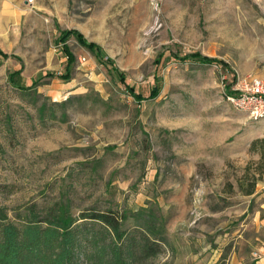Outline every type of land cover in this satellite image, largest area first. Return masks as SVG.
Listing matches in <instances>:
<instances>
[{
  "label": "rangeland",
  "instance_id": "374dc122",
  "mask_svg": "<svg viewBox=\"0 0 264 264\" xmlns=\"http://www.w3.org/2000/svg\"><path fill=\"white\" fill-rule=\"evenodd\" d=\"M67 28L113 65L71 36L69 79L38 78L65 73L57 38ZM0 50V205L10 219L30 206L112 208L129 215L126 227L141 216L163 224V252L142 264H255L264 119L224 100L220 81L264 74V0H0ZM19 68L22 85L36 83L29 90L8 82Z\"/></svg>",
  "mask_w": 264,
  "mask_h": 264
},
{
  "label": "trees",
  "instance_id": "16d2710c",
  "mask_svg": "<svg viewBox=\"0 0 264 264\" xmlns=\"http://www.w3.org/2000/svg\"><path fill=\"white\" fill-rule=\"evenodd\" d=\"M70 36L97 58L113 65L111 58L105 55L97 43L87 40L76 29H63L57 40L67 58L66 72H47L39 74L38 78L48 76L65 81L69 79V66L73 61V54L67 44ZM0 52L7 56L2 50ZM113 69L124 81L123 73L115 66ZM21 71L19 68L11 72L8 82L18 90L26 91L36 83L22 85ZM129 92L141 99L133 88H129ZM157 92L158 85L155 84L151 88L152 96L157 95ZM244 193H253V184ZM42 213L45 215L42 216ZM128 218L129 215L124 211L118 213L112 208H88L71 215L65 213L61 206L53 204L44 207L41 213L35 210V206H30L26 216L15 221L9 218L5 206L0 205V264H142L162 253L167 240L159 218L141 216L136 224L126 227Z\"/></svg>",
  "mask_w": 264,
  "mask_h": 264
},
{
  "label": "built area",
  "instance_id": "2783aa9c",
  "mask_svg": "<svg viewBox=\"0 0 264 264\" xmlns=\"http://www.w3.org/2000/svg\"><path fill=\"white\" fill-rule=\"evenodd\" d=\"M220 83L222 97L230 105L251 119H264V74L230 78L222 75Z\"/></svg>",
  "mask_w": 264,
  "mask_h": 264
},
{
  "label": "crops",
  "instance_id": "0c3cea01",
  "mask_svg": "<svg viewBox=\"0 0 264 264\" xmlns=\"http://www.w3.org/2000/svg\"><path fill=\"white\" fill-rule=\"evenodd\" d=\"M34 2V0L32 1V3H28L27 0H25V4H27L28 6L32 5ZM67 29H76V28H67ZM63 30V29H62ZM78 30V29H76ZM79 31V30H78ZM81 32V31H79ZM82 33V32H81ZM84 36V35H83ZM71 37V36H70ZM69 37V38H70ZM85 37V36H84ZM86 38V37H85ZM87 39V38H86ZM88 40V39H87ZM90 41V40H89ZM94 42V41H93ZM96 43V42H95ZM68 44V43H67ZM82 46V45H81ZM85 48V47H84ZM87 49V48H86ZM68 63V62H67ZM67 67V64H66ZM66 72V69H65ZM67 81V80H66ZM259 252H260V257L259 259H257V261L255 262V264H264V242L259 246L258 248Z\"/></svg>",
  "mask_w": 264,
  "mask_h": 264
}]
</instances>
